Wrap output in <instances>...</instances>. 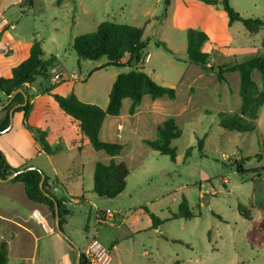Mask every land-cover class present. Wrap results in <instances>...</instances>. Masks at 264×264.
I'll use <instances>...</instances> for the list:
<instances>
[{"label":"rangeland","instance_id":"374dc122","mask_svg":"<svg viewBox=\"0 0 264 264\" xmlns=\"http://www.w3.org/2000/svg\"><path fill=\"white\" fill-rule=\"evenodd\" d=\"M228 1L242 18L264 21V0ZM56 2L35 0L34 8L21 15L15 0H0V16L9 25L6 31L13 49L9 66L20 64L28 47L40 41L43 60L55 57L56 62L48 71L62 68L67 76L74 72L80 79H87L93 68L107 60H79V69L78 57L72 49L75 37L95 32L102 22L142 28L147 47L139 67L157 84L176 92L174 101L145 96L143 111L147 114L153 108L149 116L154 117L155 126L173 118L181 130L180 138L172 142L176 150L174 162L144 146L141 148L136 142L127 145L122 154V162L130 172L127 186L112 200L92 193L91 166L95 161L100 162L101 156L89 153L84 156V169L79 171L83 175L78 184L85 201L70 207V216L66 219L74 240L71 241L80 250L97 243L107 251L109 264H174L177 261L181 264H264V241L259 246L248 244L246 234L251 222L237 211L238 206H243L254 221L264 217V212L259 210L264 205V106L258 112L253 132L222 130L217 114L236 112L240 105L238 75L228 74L226 82L219 84L214 74L204 73L186 61L185 52L186 31L206 29L204 33L209 40L202 50L210 54V65L216 68L224 63H239L264 55V29L249 34L240 23L228 27L220 0H216L212 9L198 0H63L60 5ZM159 43L179 60L165 52ZM147 54L149 59L144 61ZM126 71L109 66L93 73L87 83L62 82L52 93L63 97L75 94L82 102L103 109L116 75ZM253 80L262 88L258 73H253ZM52 87L51 79L35 77L29 92L34 107L30 122L46 133L45 140L51 150H58L54 146L58 135L66 146L80 133L53 99L44 94V90ZM152 122H145L139 130L140 136H155ZM204 136L200 152L197 141ZM189 148L191 152L186 158ZM70 157L71 152L64 147L51 159L62 166ZM72 163L75 168L71 170L79 169L77 162ZM62 169L73 192L75 175ZM182 199L187 200L195 217L171 220ZM98 212L102 216L111 213L116 217L115 222L99 225ZM149 214L163 222L157 230L151 229Z\"/></svg>","mask_w":264,"mask_h":264},{"label":"trees","instance_id":"16d2710c","mask_svg":"<svg viewBox=\"0 0 264 264\" xmlns=\"http://www.w3.org/2000/svg\"><path fill=\"white\" fill-rule=\"evenodd\" d=\"M15 1L18 2L21 15H25L34 8L35 0ZM62 1L57 0L56 4L60 5ZM198 1L209 7L217 4L216 0ZM165 3L167 4L168 2L166 1ZM220 4L227 17L228 27H231L234 23H240L249 34H256L261 29H264V21L257 18H242L230 6L228 0H220ZM208 40L209 38L206 33L188 29L186 31V61L200 67L204 73L214 74L219 84L226 82V75L237 73L239 108L236 112L218 113V124L224 131L251 133L255 130L258 112L264 106V55L252 56L239 63H224L213 68L210 65V54L202 50L203 45ZM157 45L161 46L165 52L173 55L164 44L159 43ZM146 47L147 40L143 39L142 28L111 22H102L95 32L74 38L72 49L80 60L91 62L99 61L103 58L107 60L106 64L93 69L92 73L109 66L127 69L126 72H121L116 76L108 94V103L105 109H101L96 105L83 103L73 94L63 97L53 94V88L44 90V94L50 96L58 108L76 123L82 137L89 142L96 152H104L109 157H116L121 154L123 147L117 143L102 142L99 139V131L107 116L116 117L120 114L124 99H128L131 102L128 110L129 115L135 113L145 96H149L152 100L164 97L171 101L176 99V92L173 88L157 84L139 67L142 63ZM43 56L44 52L41 42L34 41L30 46L28 57L11 70V77L7 79L0 78V93L7 100L13 96L10 103L1 110L4 112V116L0 119V134L5 132L9 126L10 110L17 105L23 104L25 95L27 96V103L24 106L15 108L13 112L22 113L23 127L31 134L45 154L52 155L57 149L51 150L47 145L45 140L46 133L28 124L32 110L28 87L32 85L37 76L48 79V68L55 62V57H49L47 61H44ZM125 56L127 60L121 63V60ZM173 57L179 60L176 56L173 55ZM254 72L258 73L262 88L253 80ZM17 90H23L24 95L21 93L15 94ZM180 136L181 130L176 126L173 118H168L157 126L155 138L143 140L142 144L159 155L169 157L174 162L176 150L172 146V142L180 138ZM204 140L205 136L197 141V148L200 152L203 149ZM190 152L191 148L186 151V158ZM14 173L18 174L10 182L21 183L24 187L26 198L32 203L48 207L54 219V203L49 197L45 196V193L53 197L57 203L59 227L62 230L65 217L70 214V211L63 207L61 200L50 194L48 178L41 170L30 166L28 163L20 168H12L0 152V178L6 179ZM129 174V167L123 162H111L108 165L96 162L93 168L92 193L98 198L107 200L117 198L124 192ZM42 176H44L42 184L43 192L39 188ZM259 210L264 212V205H261ZM237 211L243 219L251 222V229L246 234L248 244L250 246H259L264 241V217L254 221L251 218L250 211L243 206H238ZM149 216L151 229L157 230L163 222L152 214H149ZM194 217L195 215L190 211L187 200L182 199L177 214H172L171 220H189ZM97 222L99 225H105L101 212H98ZM172 242L182 243L174 240ZM7 254V243L0 241V264H7ZM80 264H87L82 253ZM174 264H181V262L177 261Z\"/></svg>","mask_w":264,"mask_h":264},{"label":"crops","instance_id":"0c3cea01","mask_svg":"<svg viewBox=\"0 0 264 264\" xmlns=\"http://www.w3.org/2000/svg\"><path fill=\"white\" fill-rule=\"evenodd\" d=\"M16 3L18 4L17 1ZM8 26V23L0 16V78L4 79L11 77V70L15 67L9 66V56L13 53V49L9 40L10 37L7 35L6 31ZM203 30L204 32H207L206 29ZM30 46L26 51L24 60L28 57ZM79 60L80 59L78 58L77 66L80 69ZM126 60L127 57L125 60L122 59L121 63H124ZM100 66L102 65L95 68ZM92 70L88 73L87 79H80L74 72L71 76H67L66 71L62 68L47 71L49 77L48 79H44H51V82L53 83L52 88L66 81H80L82 83H87L91 75L95 73H92ZM57 74L61 76L60 80L58 82L52 81V77ZM31 89L32 85L28 87V94ZM73 95L81 101L75 94ZM143 100L144 97L142 102ZM7 101L8 100L0 93V106L5 105ZM142 102L137 107L135 113L133 115H129L128 110L131 102L128 99H124L122 101L120 114L116 117L107 116L103 121L102 127L99 131V139L106 143L120 144L123 149L119 156L109 157L104 152L94 151L87 140L88 144L86 143L80 132V136L76 133V138H71L66 146H64L61 135H58L56 141H54V146L58 147V150H56L52 155H47L35 142L31 134L23 127L22 113L14 112L9 130L0 134V152L12 168H20L28 163L30 166L41 170L48 178L50 194L61 200L63 207L69 210V208L73 205H77L85 201L84 192L81 188V184H78V181L83 175V172L79 174V171H83L84 169L83 160L86 154L89 153L94 157L101 156L100 162L105 165H108L111 162L120 163L122 162V154L125 152V149L130 142H136V144H140L142 148L144 146L142 144L143 140H152L155 138V136L153 138H146L140 136L139 134V130L145 125V122L148 123L149 120H153L152 127L156 124L154 117L149 116V112L153 110V108H149L147 114L144 113ZM30 103L32 110L28 119V124L31 127L38 129L36 124L30 122L34 111L32 100ZM1 110L0 119L4 116V112ZM15 114L18 115L15 116ZM70 121L73 122L71 119ZM74 124L76 125V123ZM160 124H157L155 129ZM64 147H67L71 152V157L63 161L62 166H59V164H55L51 158H53L55 153L62 152ZM102 153L105 154L106 157L101 155ZM43 156L46 157L42 159ZM38 159H40V161L37 163L36 161ZM73 161L77 162V168L79 169H70L75 168V166L72 165ZM95 163L96 161L93 162L92 166L90 165L92 170ZM62 168L67 171L70 170L69 172L75 175L74 179L77 182L73 192H70L68 188L67 178H65ZM69 175L70 174H67L66 176ZM104 214L105 215L102 216V219L105 224L108 221H112V224L115 222L116 217L114 215L111 213ZM109 215H111L112 218H109ZM69 216L70 214L65 217V222L61 230L65 233V235H67L66 237L69 240L68 241L58 233L55 220L52 218L49 208L45 205L30 202L25 196L24 187L21 183L10 181L0 183V241H5L7 243V264H77L78 253L73 245L78 248L80 255L83 253V250H80V248L72 242L74 240L71 236V230L68 227L69 223L66 220ZM116 244V241L112 243L113 250L115 249Z\"/></svg>","mask_w":264,"mask_h":264},{"label":"water","instance_id":"95a60500","mask_svg":"<svg viewBox=\"0 0 264 264\" xmlns=\"http://www.w3.org/2000/svg\"><path fill=\"white\" fill-rule=\"evenodd\" d=\"M17 93H21L24 95V91L23 90H17L15 92V94ZM14 94V95H15ZM13 97V96H12ZM12 97L7 101V103L3 106H0V110L3 109L4 107H6L9 103H10V100L12 99ZM27 103V96L24 95V103L23 104H20V105H17L15 107H13L10 112H9V126L7 127V130H9L10 126H11V122H12V115H13V111L15 108L17 107H20V106H24L25 104ZM18 173H14L12 175H10L9 177H7L6 179H1L0 178V183H5V182H8V181H11ZM43 181H44V176H42L41 180H40V183H39V188L40 190L43 192V188H42V184H43ZM45 196L49 197L53 203H54V213H55V217H54V220H55V224H56V229L58 231V233L64 237L65 239H67V237L64 235V233L61 231L60 227H59V216H58V207H57V203L55 202V200L53 199V197H51L49 194H46L45 193ZM68 240V239H67ZM69 241V240H68ZM72 244V243H71ZM73 245V244H72ZM73 247L75 248V250L77 251L78 253V256H77V264H80V259H81V255H80V252L78 250V248L76 246L73 245Z\"/></svg>","mask_w":264,"mask_h":264},{"label":"built area","instance_id":"2783aa9c","mask_svg":"<svg viewBox=\"0 0 264 264\" xmlns=\"http://www.w3.org/2000/svg\"><path fill=\"white\" fill-rule=\"evenodd\" d=\"M149 55H146V58L144 61H148ZM60 75H54L52 77V81L58 82L60 80ZM109 218H112L111 215H109ZM87 261V264H109L110 263V257L107 253V251L102 248L97 243H92L89 246H87L85 249H83L82 253Z\"/></svg>","mask_w":264,"mask_h":264}]
</instances>
